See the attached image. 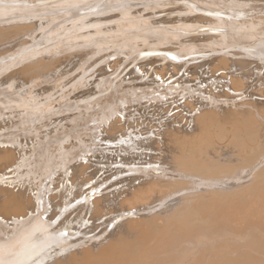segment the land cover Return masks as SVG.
Here are the masks:
<instances>
[{
    "label": "bare ground",
    "instance_id": "obj_1",
    "mask_svg": "<svg viewBox=\"0 0 264 264\" xmlns=\"http://www.w3.org/2000/svg\"><path fill=\"white\" fill-rule=\"evenodd\" d=\"M149 2L154 4L142 9H134V6ZM159 12L163 13V15L161 14L163 17L158 16ZM56 26L60 27L56 28ZM204 27L207 29L204 30ZM64 29L68 31L63 36L39 48L42 42L44 43L56 33L63 32ZM70 30H74L73 33L67 34ZM248 42H251V44L240 46V50H232L236 45ZM109 48L111 49L107 52L96 54L99 50ZM143 50H147V52L142 53ZM158 50L160 52L156 54H161V58H150L138 66V70L143 73L140 77L151 71V81L146 84L156 80L157 87L163 86L165 88L164 92H158V95L150 97L155 101L157 99L156 102L161 100L159 98L160 94H171L173 90L177 91L179 98L178 103L174 105L176 109L173 106V109L170 108L173 105L172 102L168 101L170 99L161 101V103L163 102L162 106L165 108L164 116L157 117L154 115L160 121V125L152 128L151 125L147 124L148 128L145 129L147 133H138V135L143 134L142 142L134 143L136 139L132 141L133 138L130 133L134 134L132 132H136V130L121 133L125 128L131 127V124L136 123L135 128L140 121L138 123L137 121L135 123L130 122V125L125 124L128 125L125 128L121 127L122 124L126 123V118L123 120L124 123H117L118 119L124 115L117 108V105L120 107L127 102L128 98L126 96L119 97L117 91L111 90L113 82L109 76L97 81V95L103 94V97H98L96 102H92L89 98L78 102L67 101L64 98L62 104H57V106H61L60 109H63L62 112L76 108L77 112L71 114V116L75 115L72 119L76 121H78L77 118H85L84 115L90 114V109L95 108L96 111L100 112L99 118L106 125L105 130L107 133L109 129L112 132L114 124H119L117 129H123L119 130L121 131L119 132L121 133L120 136L112 132L116 136L105 137L103 135L104 138L102 136L103 139L101 138V140L108 142L116 140L125 144H118V147L114 146V148L126 152L122 156H128L143 149L151 151V154H148L145 158L129 162L123 160L121 173H125L123 175L125 177H122L121 180L125 179L123 180V183H125L117 186L120 191L119 189L116 190L117 192L114 190L117 200H114L115 205L112 207L117 206L115 209L108 207L109 204L104 202L108 207L105 208V205L101 204L103 200L100 201V204L104 205L105 208L101 209L102 206L99 208V210H103L102 219L98 214L99 218L103 220L102 223H99L104 225V227L101 226V235L98 234L102 239L99 240L100 237H98L96 240L94 237L96 233L91 236L92 243L98 245L96 250L93 248L80 249L76 243L78 239H75L78 237L77 234L75 238L69 236L71 239H68L66 235H61V232H49L58 229V226L64 221L62 220L60 225L58 224L59 220L62 219L60 213L64 211V209L59 210L62 204L57 201H60V198L56 199L57 196L55 197L53 194L52 197L50 195L51 198L55 197L51 200H56L57 205L60 204V208H54V206H57L56 203H53L54 201H43L42 199L39 200L37 208H35V204L30 203L33 200L31 195L33 193L30 194L32 196L30 198L28 192H25L28 197L23 194L20 198L24 202L22 206L26 203L27 208L24 205L25 208L20 209L18 208L19 205H16L21 204V199L17 200L19 198H16L19 193L17 192L18 196L14 197L16 199L12 198L17 200L15 204V201L13 202L9 195L11 192L14 194L13 190L15 189L12 190L8 186L11 183L6 182L9 190L12 191L10 193L6 192V194L9 193L6 196L4 193L1 194L3 190H0V194L4 196L2 199L0 195L3 203H0V206L2 205V209L1 207L0 209H4V212L0 211V264H17L26 260L29 255L38 253L44 247L50 249L49 253L45 254L46 257L44 254L43 256L40 255L39 258L37 256L40 263L43 264L46 259H48V262L50 261V264L59 262H62V264H92V262L99 264H142L145 259L142 255L143 236L146 231H154L156 228L155 221L159 218V213H171L175 205L186 204L192 198L201 197L208 190L221 191L234 186L239 187L240 185L237 184L249 178L264 186V0H0V92L5 93V95L13 94L12 100H10L14 103L24 102L19 105L34 106L36 108L39 104H45L42 103V100L58 92H61V97H65L68 92L84 84V74L87 71L93 73L95 66L100 61L105 60L104 65L101 66L102 68L99 67L95 70L97 74H105L101 71L106 66L111 67V70H116L127 60H130L129 64L132 63L136 66L134 62L137 59ZM116 54L123 56L115 58L112 62L106 61V58ZM194 54H199V56L189 57ZM243 54L247 59L232 57ZM172 56H175L176 59H172ZM206 56L211 59L209 66L194 61L199 57ZM155 62L161 63L153 66ZM233 65H237L242 69L241 77L237 80L230 77L229 71L225 69V67ZM220 66H223L224 69L216 71V68ZM2 73L3 75H1ZM166 75L168 76L165 77ZM176 75H178V78L175 77L172 81L174 85H168L169 82L164 83L166 79L170 81ZM204 82L212 85L207 91L202 89ZM104 83L107 84L103 85ZM66 86L68 89L62 91ZM229 88H236V90H229ZM154 91L158 90L155 89ZM23 92L27 94L24 95L27 99H22L21 93ZM151 93L155 92H148L145 88L138 94H132L135 95L132 100H139ZM88 94L90 92L81 93L75 97L85 98ZM254 95H257L260 99L255 98ZM40 96L44 97L38 99ZM150 98H147V102ZM7 99L9 100V98ZM50 102L47 101L46 103ZM138 104L141 103L138 102ZM155 104L158 105V103ZM155 104H151L150 107L156 111L158 106ZM225 105H231L228 106L231 108L227 109L228 107ZM202 108H207L214 113L234 112L233 110H236L234 112L236 116L234 115L235 119L229 122V125L208 123L200 120ZM126 109L127 107L122 108V110ZM56 110L58 111V109ZM36 112L38 113V111ZM51 114L55 113L52 112ZM94 114L89 116L91 117ZM71 116L66 115L64 118ZM30 119L28 121L30 125L27 126V129L34 127L37 121L36 118ZM90 120L94 121V119ZM87 123L84 120L81 124L86 125ZM96 126L97 124L95 127L93 124L94 129H96ZM19 127H11L3 135H0V160H3L6 156L9 159L11 156L13 151L8 153L11 150L7 147V138L10 137L9 135L20 132ZM86 127L84 126V128ZM106 132L105 135L107 136L111 134ZM136 137L138 138V136ZM139 138L138 140H140ZM229 138H235L236 143L238 142L234 151L232 153L229 151L230 157L233 156V160L236 161L235 167L238 170L232 173H221V167L228 162L227 157L229 155L223 153L222 150H225V147L228 146L226 140H229ZM36 139L39 140V138ZM147 139L149 140L147 141ZM62 145L64 146V144ZM67 145H70V142ZM126 146H128V149L122 148ZM67 147L69 146H66V149ZM40 148L47 163L56 162L55 154L52 153L48 145L41 143ZM58 150L60 152L58 151L57 154L67 151L71 153V156H75L76 160H83L93 154L91 148L88 147L81 149L82 152H77L74 149L65 150L62 147ZM114 150H112L113 153H115ZM68 153L62 154L64 158L61 162L69 157ZM12 156L10 160L12 158L16 162L18 158L16 153L14 156L16 159ZM81 162L79 164L83 165ZM86 162L87 160L84 165L87 164ZM0 163L5 162L0 161ZM6 164H0V189H2L1 185L5 180L1 174L4 175V170L8 169L4 166ZM19 165L12 168V170L20 167ZM81 170L84 169L78 171L81 173ZM207 170H211V173L208 174ZM215 170H218V172ZM116 174H111V177H114L111 180L118 178ZM49 176L46 174V184L49 183ZM104 180H107V178ZM115 181L120 182V180ZM104 182L103 180L100 182L93 181L90 186L85 187L88 191L83 192L86 194L93 193V190L99 192L100 187L106 184ZM112 182L114 183V181ZM77 184L79 183H76L78 189ZM7 187H3V189L5 188L4 191ZM28 187L31 189L32 186L29 185ZM36 188L38 187L36 186ZM76 188L74 192H76ZM20 191L24 193L23 190ZM78 191L80 192V190ZM49 192H51V189ZM85 193L71 196L72 198L70 200L68 198V202L61 198L62 201L60 202H63L65 207L77 204L83 206L82 201L88 196ZM65 194L69 195L70 193ZM23 196L28 200H25ZM259 197L261 200L258 202L249 200L245 201V204L250 207L255 204L263 205L264 196L260 195ZM23 199L28 202L32 200L28 205V202ZM85 200L87 201V199ZM71 201L73 203H70ZM51 202L55 204L52 208L58 211L56 213L53 210L55 214L53 215L54 212L52 211L53 216L48 217L49 219L47 218L42 224L41 216L48 214V210L51 209L49 208L50 204L52 205ZM96 202L99 204V200ZM87 203L84 206H87ZM31 205L34 213L28 211L31 209L28 206ZM15 206L18 213L13 212L15 208L11 209ZM11 213H17L19 220L15 219L17 214L14 215L15 218H9L13 216ZM8 214H11V216ZM146 216L148 218L145 224L144 217ZM224 219L227 220L228 218ZM237 219L243 221V225H238V227L241 230L248 229L251 231L250 234L244 237L229 236L230 238L221 243L214 238L213 234L208 232L188 235L190 240L187 243L186 252L191 253L188 259L199 260L198 264H264V215H244ZM117 220H120V223L116 226L117 230L109 229L110 232L106 234L108 227L114 228L112 225H115ZM66 221L68 222L69 219ZM62 224L64 225V223ZM70 226L66 227V233L68 228L70 230ZM60 228H62V225ZM254 229L262 232L253 231ZM13 230L17 231L14 233ZM94 238L96 241L93 240ZM218 243L221 248H217L216 244ZM201 248L204 252L218 251L220 255H203L202 258H197L196 255ZM93 253L98 256H92Z\"/></svg>",
    "mask_w": 264,
    "mask_h": 264
},
{
    "label": "rangeland",
    "instance_id": "obj_2",
    "mask_svg": "<svg viewBox=\"0 0 264 264\" xmlns=\"http://www.w3.org/2000/svg\"><path fill=\"white\" fill-rule=\"evenodd\" d=\"M153 4H154L153 2H149L147 4L137 5V6H134V9H136V10L142 9L144 7L151 6ZM247 9H245V10H247ZM234 11H241V10H234ZM158 14H159L158 15L159 17H161L163 15L162 12L161 13L159 12ZM67 24H65V25H67ZM59 27L60 26H56V28H59ZM203 29L206 30L207 28L204 27ZM67 31L68 30L64 29L63 32L56 33L53 37L49 38L44 43L42 42L43 44L41 43L39 48H41L44 45L52 42L53 40H56L58 37L63 36L64 33ZM73 31L74 30H70L67 34L73 33ZM249 44H251V42H248L246 44H240V45L238 44L235 46V48H232V50H234V49L240 50L239 49L240 46L249 45ZM110 49L111 48L103 49L102 51L99 50L96 54L104 52V51L107 52ZM145 52H147V50H143L142 53H145ZM157 52H160V51L159 50L158 51H152L151 53H147V55L137 59L134 62V63H136V66H134V64H132V63L129 64L130 60H127L126 62H124L116 70H111V67L106 66L101 71V72H104L105 74H97V72H96V70L99 67L104 65L105 60L100 61L95 66L96 70L94 69L93 73H91L92 71H89V72L87 71V73L84 74V77H83L84 78L83 79L84 84L83 85H80V86L74 88L73 90L68 92L65 95V97L60 96L61 92H58L56 94H52L48 98H45L44 100H42V103H45L44 105L39 104L36 108L34 106L19 105V104H23L24 102L14 103L13 101H11L13 94H11V95L6 94L5 95V93L0 92V135H3L11 127H14V126L19 127L20 126L19 127L20 132H18L15 135L14 134L9 135L10 137L7 138L8 139L7 147L9 150H11V151L8 150L9 152L8 151L7 152L11 153L13 151L11 153V156L12 155L15 156V153H16V157H18L16 162H15V160H12V158L10 160V157H11L10 154H9V156H10L9 159H7L8 156H6L4 154L6 156V158H4L5 161H4V159L0 160V161L5 162V163H0V164H6L7 163L6 161L10 160L7 163L10 166L8 165V167H7V164L4 165L5 168H8V169L4 170V175L1 174L2 178L5 180L3 183L4 186L1 185L2 189H0V190L4 191L5 188L3 189V187H7V185L9 183H11L8 186L11 187L12 190L15 189V190H13L14 194H12V192H11L12 190L11 191L9 190V187H7L8 189L6 188V190H9V191H6V190L4 192L2 191L1 194L2 193L6 194V192H9V193L11 192L10 194L9 193L8 194L11 196V200L13 202L15 201V204H16V201L20 200L21 199L20 197L23 194L25 197H28V195L26 194L28 192L30 198L33 196L32 197L33 200L32 199L31 200L34 201L33 203L31 200H30L31 202L30 201L29 202L33 205L35 204L34 206H35V208H37V204H38L40 199H42L43 201L49 200V201L53 202L54 200H51V199H54L56 196L57 197L59 196L58 198L56 197V199L60 198V201L64 200V201L68 202L70 200V198L73 197V195L78 196L79 193H80V195H82L83 193L87 192L88 190L85 187L90 186L91 182H93V181L94 182H96V181L100 182L102 180L105 181L104 183H106V184L102 185L101 186L102 188L100 187L99 192H98V190L97 191L93 190V193L92 192L89 193L90 195L88 193L87 194L85 193L86 196L87 195L88 196L85 197V199H87V201L85 199L82 201L83 206H80L81 204H77V205H72L70 207H65L63 205L64 203L60 202L58 200L57 202L62 204L61 208H60V204L58 206L56 203V200H55L53 203H56L57 206H54L55 204H53L51 202L52 205L50 204L51 207L49 206V208H51V209H49L50 211L48 210V214H47L48 216L47 215L41 216V223L43 224V222H45V220L48 217L50 218L51 216H53L55 214V211L57 213V211H58V210H56L57 207L60 208L59 210L64 209V211H65L67 209L66 212L63 211L62 213H60V215H62L60 218H62V219H61V221L59 220L58 224L60 225L62 220L65 221V222L64 221L62 222V223H64V225L61 223L62 228H60V226H61L60 225V226H58V229H55V230L53 229V231L50 230L49 232H61V233H63V231H64V233H66V227L67 226L69 227L70 224L73 223L74 225L71 224L70 230H68L69 228L67 229L68 235L66 233V238H68V239H71L70 237L75 238L76 234H77L78 237H76L75 239H78L76 243L80 249L87 250V249L93 248L94 250H96L98 245L93 244L92 240H91V236L94 235V233H96L95 234L96 236L94 235L96 240L98 239V237H100L99 240L102 239L100 235L102 233V227H104V225L103 224L101 225L100 223H102V221H103V220H101L102 219L101 216L103 215V213H102L103 210H99V208L102 206L101 204H104V202H105V204L106 203L109 204L108 207H110V208L115 209L117 207V206H114V207H112V206L115 205L114 200H117V195H115V192H117L116 190L119 189V191H120V188L119 187L117 188V186H121L123 183V180H125V179L121 180L122 177H125V176H123L125 173H121L123 170L122 169L123 167H121L122 163H124V161L129 162V161H133L135 159L145 158V157H147L148 154H151L150 150L143 149L141 151H136L133 154H129L128 156L127 155L122 156L123 154H126V152L124 153V151H122L120 149L118 150L117 148H114V146L118 147L119 146L118 144H123V143L117 142L116 140H114L113 142L101 140L102 136L103 135L105 137H109L110 135L116 136V135H113L116 133H117V136H120L121 133H123V132L126 133L127 131L132 132L133 130H136V132L135 131L132 132L134 134L137 133V134H135V136H133L134 134L130 133V136L133 138L132 141H134L136 139L137 141L135 140L134 143L135 142L137 143L138 141L142 142L141 140L143 139V134L147 133V131L145 130L148 128L147 124L149 126L151 125L152 128L155 127L156 125H160V121L158 120L157 117H162V115L164 116V110H165L164 106H162L163 102L161 103V101L162 100L164 101L165 99H170L168 101L172 102V104H173L170 106V108H172V106H173V108H175L174 105L176 103H178L179 96L177 95V91H174V90L172 91L171 94H166V95L160 94L159 98L161 100H159L158 102H156L157 99H156V101L151 99L150 97L154 96V95H158V92H164L165 88L163 86L157 87V83H155L156 80H153L152 83L150 82V84H146L149 81H151L150 80L151 71L149 73H147L146 75H144L143 77H140L143 73L138 70V66L141 63L148 61L150 58H152V59L161 58L162 55L156 54ZM121 56H123V55L116 54V55H113V56L106 58V61L112 62L115 58L121 57ZM195 56H199V54L198 55L194 54V55L189 56V57H195ZM232 57L238 58V59H244V60L247 59L244 54L243 55H236V56H232ZM194 61H196L202 65L204 64L206 66L207 65L209 66L211 64V59L208 56L203 57V58L199 57ZM160 63L161 62H155L153 64V66L160 65ZM146 67H147V65H146ZM221 69H224L223 66L216 68V71H219ZM225 69H227V71H229V76L232 77L233 79L237 80V79H239V77H241L240 73L242 72V69L239 66L233 65V66L225 67ZM204 73L206 74V72H204ZM1 75H3V73ZM105 76H109V78L112 79L113 83L111 85V90L117 91V95L119 97L126 96L128 98V100L126 99L127 102H125L124 104H122L120 106L121 108L118 107L119 105H117V108H119V110H121L122 113H124V115L121 116L120 119H118V121L119 120H121V121L118 122L116 120L117 123L122 124L125 122V121L123 122V120H125V118L127 119L126 123L122 124V127L120 125V127L125 128V127H128V125H125V124H129L130 122L135 123L136 121L138 123L140 121L139 124H137L138 126L136 125L135 128H134V125L136 123L133 125L131 124L132 128L131 127L125 128L126 131H125V129L124 130L119 129V130H123L122 132L117 129L119 127V124L116 123L112 126V128L114 127L112 129L113 134L111 132V129H109L108 133H111V134H109L108 136L105 135V132H106L105 126L106 125L100 121L101 120L99 118L100 112L96 111L95 108H91L90 109L91 113L84 115L85 118H83V117L77 118L78 121H76V120L72 119V117H74L75 115L71 116V114L77 112L76 108H74V109L71 108V110L62 112L63 109H60L61 106H57V104H59V103L62 104V101L64 100V98L67 101H71V102H76V101L78 102V101H80L82 99H86V98L91 99L92 102H96L98 97H103V94L97 95L96 83L99 79H101ZM167 76L168 75H166L165 77H167ZM177 76L178 75L174 76L170 81H169V79H166L164 83L169 82L168 85H174V83L172 81L175 79V77L178 78ZM105 84H107V83H104L103 85H105ZM211 87H212L211 84L204 82L202 89L207 91ZM145 88H147L148 92H155V93H151L150 95H146V97L140 98L139 100H132V97H135V95H132V94H138L141 92V90H144ZM67 89H68V87L66 86L64 88V90H62V91H65ZM155 89H157L158 91H154ZM229 90H236V88H229ZM89 92H90V94H88V96L85 98L75 97L81 93L83 94V93H89ZM21 94H22L21 95L22 99H27V98H25V96L27 95L26 93L23 92ZM43 97L44 96H40V97H38V99H41ZM254 97L259 98L257 95H254ZM7 98H9V100ZM147 98H150V100L148 102H147ZM47 101H51V102L46 103ZM138 102H140L141 104L139 105ZM154 102L158 103V105L155 104ZM145 103H148V104H145ZM151 104L152 105L155 104L156 106H158L156 111L154 110V108L150 107ZM53 106H55V107H53ZM225 106H227V105H225ZM228 106H231V105H228ZM123 107H125V108L127 107V109L122 110ZM229 108H231V107H228L227 109H229ZM263 108H264V106H263ZM12 109H13V111H12ZM56 109H58V111ZM36 111H38V113ZM173 111H175V110H173ZM233 111L235 112L236 110H233ZM5 112H7V113H5ZM52 112L55 114H51ZM59 112H61V113H59ZM95 112H97V113L94 114ZM234 112L222 111V113H220V112L214 113V112H211L207 108H202V111L200 112V114H201L200 120L208 122V123H213V124L221 123L224 125H229V122H231L235 119L234 115L236 116V113L234 114ZM170 113L172 114L173 112L171 111ZM91 114H94V115L90 117L89 115H91ZM160 114H161V116H160ZM66 115H70L71 117L64 118V116H66ZM154 115L157 117H155ZM87 116H88V118H87ZM30 118H34V119L36 118L37 121L34 124V127L27 129V126L30 125V123L28 122ZM60 118H62V119H60ZM90 119H94V121H91ZM84 120H85V122L86 121L88 122L86 125L81 124L82 122H84ZM127 121H128V123H127ZM149 123H152V124H149ZM93 124H94V127L97 124L96 129H94ZM1 125H3V127H1ZM116 125H117V127H116ZM123 125H124V127H123ZM84 126H87V127L84 128ZM137 127H138V129H137ZM130 129H132V130H130ZM114 130H115V133H114ZM62 132H63V134H62ZM119 132H121V133H119ZM140 132H142V133L144 132V133L143 134L141 133L142 135H138V133L140 134ZM104 136H103V138H104ZM136 136H138V138L140 137L139 138L140 140H138V138ZM36 138H39V140ZM54 138H55V141H54ZM16 139H17V141H16ZM148 140L149 139H147V141ZM31 141H33V142H31ZM226 141L225 142L227 144L226 143H224V144H226L228 146H226L225 150H222V151H223V153L229 155L230 152L232 153V151H234L235 145L238 144V142L236 143L235 138H232V139L229 138V140H226ZM39 142H40V144L44 143V145L49 146L52 153L55 154L54 158L56 159V162H53V161H52V163L46 162L44 154H42V150L40 148ZM69 142H70V145H67V144H69ZM130 142L131 141L129 140V143ZM62 144H64V146ZM13 145H15L16 147ZM65 145L69 146V147H67V149H66ZM123 145H125V144H123ZM9 147H12V148L10 149ZM61 147L64 148L65 150L74 149L77 152H82L81 149H83L84 147H86V148L88 147V148H91V153L93 152V154L90 153L91 155L88 156L89 159L87 157H85L83 159V160H85L87 158L86 159L87 164H85L86 166L84 165L86 160L85 161H83L81 159L76 160L75 156L74 157L71 156L70 155L71 153H68L67 151H64L62 154L68 153L69 157L66 158L63 162H61L64 158V155H62L60 153L57 154L59 151L58 149ZM13 148L15 150L17 149L16 152H14L15 150ZM122 148H124L126 150V149H128V146L122 147ZM29 149H30V151H29ZM112 150H114L115 153H113ZM116 151H118V152H116ZM111 152L113 154H110ZM119 152L120 153L123 152V153L120 154ZM102 155H103V157H102ZM113 155H115V156H113ZM14 156H12V157H14ZM130 156H131V158H130ZM227 158H228V162L221 167L220 172L221 173H232V172H235V170H238V168L235 167L236 161L233 160V156L230 157V155H229ZM119 160H120V162L123 160L124 161L120 163ZM12 161H13V163H12ZM81 161H83V162H81ZM113 161H114V163H113ZM79 162L83 163V165L79 164ZM106 162H108V164H106ZM117 162H119V163H117ZM14 163H16V164H14ZM18 164H20L19 165L20 167L12 170V168L17 166ZM118 167H119V169H118ZM80 169H84V170H81V173H80V171H78ZM82 171H84V172H82ZM215 171L218 172V170H215ZM206 172L208 174H210L211 170H207ZM56 173H58V174H56ZM46 174L50 175L49 176L50 177V180H49L50 185H48L49 183L46 184V182H45ZM109 174H110V176H109ZM111 174H116V175H118V178H119V176H120V178L119 179L115 178V179L111 180L112 178H114L113 176L111 177ZM87 176H88V180H87ZM54 177H56V178H54ZM83 177H84V179H82ZM71 178H75V179H71ZM103 178L104 179L107 178V180H104ZM108 178L110 181L108 180ZM78 179H79V181H78ZM115 180H120V182L118 181L119 182L118 183ZM1 181H3V180H1ZM27 181L29 182V184H27L28 183ZM112 181H114V183ZM14 182H16V183H14ZM57 182H58V184H57ZM81 182H82V184H81ZM34 183H36V184H34ZM64 183H66V184H64ZM76 183H79V184H77L78 189L76 188ZM86 183H87V185H86ZM111 184H113V185H111ZM26 185H27V187L30 185L33 188L32 187H31V189H30V187L27 188ZM74 185H75V187H73ZM237 185H240V186L239 187L234 186V187L224 189L221 191H215V190L214 191H212V190L205 191L204 195H201V197H199V198H192L186 204L181 203L179 205H175L174 208H172L171 213H169V212L159 213V216H158L159 218L155 221L156 228L154 229V231H152V232L146 231L144 236H143L142 255L144 256L145 259L142 262V264H198L199 260H189L188 258H190L191 253L188 251L186 252V249L188 248L187 243L190 240L188 238V235L189 236L194 235V234L196 235L198 232H206V233L208 232L210 234H213V236H215L214 238L219 243L223 242L225 239L230 238L229 236L233 237V235H234V236H238V237H244V236L250 234L251 231H249L248 229L247 230H241L238 227V225H243V221L240 219H237V218L243 217L244 215H253V214L264 215V203H263V205H256L255 204L251 207L247 206L245 204V201L252 200V201L258 202L259 200H261V198L259 196L260 195L264 196V186L260 183L255 182L254 180H250V178L247 179L246 181L242 182V183L237 184ZM24 186L27 189H25ZM36 186L38 188H36ZM71 186H72V188H71ZM103 186H105V187H103ZM34 187H35V189H34ZM75 188H76V192L78 190H80V192L78 191L79 193L77 192L78 194L76 192H74ZM105 188H107V189L105 190ZM24 189H25V191H24ZM50 189H51V192H49ZM81 189H82V192H81ZM20 190H23L24 193ZM35 190H36V192H35ZM46 190H48V191H46ZM114 190H115V192H114ZM83 191H85V192H83ZM106 191L108 192V194ZM15 192H16V194L18 192L19 196H18V194L16 195ZM21 192H22V194H20ZM67 192L70 194L69 195L65 194ZM31 193H33V194H31ZM8 194H6V196ZM11 194L14 196L12 197ZM53 194L55 195V197L51 198L50 195L53 197ZM15 196H18L16 198H19V199L14 200V199H16V198H14ZM44 196H45V199H44ZM65 196L67 199L64 198ZM97 196H99L100 199H98L99 197H97ZM101 196H102V198H101ZM105 196H107V197H105ZM1 197L3 199L4 196L1 195ZM12 198H14V199H12ZM61 198H62V200H61ZM68 198H69V200H68ZM94 198H95V200H93ZM122 198H124V197H122ZM9 199H10V197H9ZM96 199L99 200V204H100L101 200H103L102 201L103 203H101L99 205L98 202H96L97 201ZM25 200H28V199L25 198ZM92 200H93V202H92ZM20 201H21L20 202L21 204H16V205H19L18 208H20V209L25 208L26 203L24 204L25 207H23L24 205L22 206V203H24V202H22V199ZM25 202H28V201H25ZM29 202L27 203L28 205L30 204ZM86 202H88L87 206H84V205H86ZM0 203L3 204L1 198H0ZM17 203H19V202H17ZM70 203H73V202L71 201ZM116 204H117V201H116ZM53 206L56 209H53L52 208ZM91 206H93V207H91ZM103 206L101 207V209L108 208V207H106L107 205H105V208ZM0 207L2 209V205ZM29 207H31V209L28 211L30 213L31 212L34 213V211L32 210V205L28 206V208ZM14 208H15V210L13 212H17L16 206L12 207L11 209H14ZM69 208H71V209L68 211ZM1 209H0V211L4 212L3 211L4 209L3 210H1ZM11 209H9V210L12 211ZM33 209H34V207H33ZM53 210H55V211H53ZM52 211L54 212L53 215L51 213ZM59 212H61V211H59ZM17 213H15V214L11 213L13 216L9 217V218H15L14 215H16ZM65 213H66V215H68L67 218H66ZM69 213H70V215H69ZM71 213H73L75 216H71V215H73ZM11 214H8V215L11 216ZM98 214H99L101 219L99 218ZM19 216H20V214H19ZM17 217H18V214H17L15 219L19 220V218H17ZM147 218H148V216L144 217V223L145 224L147 223ZM224 218H228V219L225 220ZM68 219H69V221L67 222L66 220H68ZM117 221H116L115 225H112V227H114V228H111L110 226L108 227V231L106 232V234H108L110 232L109 229H111V230L116 229L117 230L116 226L118 223H120V220H117ZM69 222H70V224H69ZM65 224L67 225L66 227H65ZM73 226L76 229L72 228ZM96 226H97V228H96ZM145 227H146V225H145ZM59 228L62 230H60ZM71 228L75 231V233ZM58 230H60V231H58ZM4 231H6V230L4 229ZM16 231L13 230L14 233ZM253 231H259L260 233L262 232V231L256 230V229H254ZM70 234H72V235H70ZM98 234H100V235L98 236ZM95 238L93 240H95ZM219 243L216 244L217 248H221V246H219ZM49 251H50V249L48 247H44L41 250H39L38 253L36 252L35 254H33L31 256L29 255V257L26 258V260L20 261L17 264H30V260L28 261V259H30V258L36 259L37 256L39 258V257L43 256V254L45 256V254L49 253ZM91 255L92 256H98L94 253ZM203 255H205V256H219L220 253L218 251L204 252L203 249L201 248L200 251L198 252V254L196 255V257L202 258ZM45 262H46V264L47 263L50 264V261L48 262V259H46ZM45 262H44V264H45ZM40 264H43V263H40ZM57 264H62V262H59ZM92 264H99V263L92 262Z\"/></svg>",
    "mask_w": 264,
    "mask_h": 264
},
{
    "label": "snow or ice",
    "instance_id": "obj_3",
    "mask_svg": "<svg viewBox=\"0 0 264 264\" xmlns=\"http://www.w3.org/2000/svg\"><path fill=\"white\" fill-rule=\"evenodd\" d=\"M172 59H176V57L172 56ZM157 79H159V77H157ZM121 142H123V141H121ZM53 223H54V221H53ZM61 235H66V233H61ZM30 264H40V261L38 258L37 259H31L30 258Z\"/></svg>",
    "mask_w": 264,
    "mask_h": 264
}]
</instances>
